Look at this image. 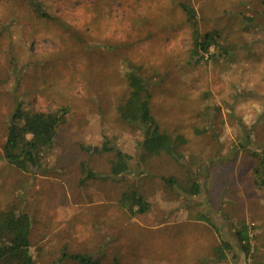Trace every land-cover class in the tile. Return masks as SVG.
<instances>
[{
  "label": "rangeland",
  "instance_id": "rangeland-1",
  "mask_svg": "<svg viewBox=\"0 0 264 264\" xmlns=\"http://www.w3.org/2000/svg\"><path fill=\"white\" fill-rule=\"evenodd\" d=\"M32 1L45 17L31 0H0V212L30 217L34 264H76L63 254L99 264H264V188L252 156L264 143V0ZM181 3L202 35L219 33L227 58L194 56ZM130 69L147 81L160 130L185 139L179 163L142 160V134L119 119ZM17 104L68 111L44 173L2 158ZM105 140L131 157L123 176L108 177L114 154L96 151ZM84 168L95 178L85 180ZM188 181L198 194L184 190ZM132 193L148 203L145 214H130ZM243 225L248 255L236 238ZM222 241L231 249L218 262Z\"/></svg>",
  "mask_w": 264,
  "mask_h": 264
},
{
  "label": "trees",
  "instance_id": "trees-1",
  "mask_svg": "<svg viewBox=\"0 0 264 264\" xmlns=\"http://www.w3.org/2000/svg\"><path fill=\"white\" fill-rule=\"evenodd\" d=\"M31 6L37 15L46 16L36 2L31 0ZM179 6L191 29L194 56L207 55L208 58L214 60L227 58L232 50L229 45L221 42L219 33L210 32L202 35L197 29L195 10L185 3ZM212 47L216 49L213 53L210 51ZM126 78L129 93L126 100L118 106L117 114L123 123L142 134V141L138 144L141 159L165 156L179 163L183 158L179 148L186 143L185 139L182 136L171 137L160 130L151 114V95L147 81L140 76L138 71L130 69ZM67 113L68 111L64 108L54 112H32L17 104L2 148L3 160L23 173L32 171L44 173L48 158L53 152L58 129L65 124ZM96 151L114 154L108 177L117 178L128 172L131 157L111 146L109 141L105 140L100 150ZM252 156L255 158L253 169L255 183L258 187L264 188V143L259 146L258 151H252ZM83 176L85 180L95 178V175L87 168L83 169ZM164 181L173 188L177 186V181L173 177L165 178ZM187 183V188L184 190L188 194L199 193L200 186L198 187L193 181ZM124 198L132 202L128 209L131 215H142L148 211V203L136 193L124 196ZM134 208L137 209L134 210ZM202 221L210 222L206 218ZM30 228V217L16 208L10 207L0 212V264H34L30 253ZM236 238L240 250L248 255L251 237L245 225L238 229ZM230 249V243L222 241L213 251L216 261L225 262L226 252ZM63 258H68L76 264H99V260L91 255L63 254ZM113 264L119 263L115 260Z\"/></svg>",
  "mask_w": 264,
  "mask_h": 264
}]
</instances>
